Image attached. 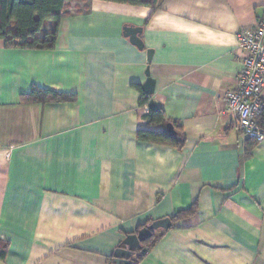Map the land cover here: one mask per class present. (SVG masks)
Returning a JSON list of instances; mask_svg holds the SVG:
<instances>
[{"label": "crops", "instance_id": "obj_1", "mask_svg": "<svg viewBox=\"0 0 264 264\" xmlns=\"http://www.w3.org/2000/svg\"><path fill=\"white\" fill-rule=\"evenodd\" d=\"M263 5L68 0L42 26L56 30L52 48L0 39V264H113L128 234L166 217L138 264H264V140L247 152L222 101L241 69L237 34L255 30ZM126 26L142 28L143 49ZM147 68L180 148L137 139ZM34 85L76 99L21 103Z\"/></svg>", "mask_w": 264, "mask_h": 264}, {"label": "trees", "instance_id": "obj_2", "mask_svg": "<svg viewBox=\"0 0 264 264\" xmlns=\"http://www.w3.org/2000/svg\"><path fill=\"white\" fill-rule=\"evenodd\" d=\"M66 1L68 0H0V39L3 40L4 46L14 49L52 48L55 42L56 30L52 29L49 32H41V29L47 21H52L55 25L58 23ZM105 1L145 6L152 10H155L159 3V0ZM137 88L139 89V86ZM140 92L139 103L141 106H147L150 98L141 90ZM75 99L76 94L74 93L44 89L36 85L32 86L29 92L23 93L20 96V102L24 104L71 102ZM144 119L146 120V127L137 130L136 136L138 140L160 145H170L177 148L182 146L184 137L179 132V126L175 121H170L166 118L162 108L156 107L154 110L149 109L144 115ZM255 120L264 129V109ZM167 123L172 124L175 131L174 135H169L166 132L165 125ZM157 126H161L162 129L154 128ZM247 140L250 141L247 145V152H249V149L254 144H257V142L251 138H247ZM195 210L196 205L192 204L187 209L178 211L171 219H180L194 213ZM144 226H141V228ZM163 232L164 230L153 232L151 237L142 243V249L132 258V264H138L140 262L146 251L154 246L162 237ZM7 247V242L0 239V258H4Z\"/></svg>", "mask_w": 264, "mask_h": 264}, {"label": "built area", "instance_id": "obj_3", "mask_svg": "<svg viewBox=\"0 0 264 264\" xmlns=\"http://www.w3.org/2000/svg\"><path fill=\"white\" fill-rule=\"evenodd\" d=\"M237 40L241 69L234 88L222 95L224 110L234 114L244 137L260 143L264 140V129L255 119L264 109V5L255 30L238 32Z\"/></svg>", "mask_w": 264, "mask_h": 264}, {"label": "water", "instance_id": "obj_4", "mask_svg": "<svg viewBox=\"0 0 264 264\" xmlns=\"http://www.w3.org/2000/svg\"><path fill=\"white\" fill-rule=\"evenodd\" d=\"M142 32L141 27H124V35L128 37L130 43L135 45L138 49H143L144 44L140 38ZM153 55L151 49L146 50L147 62H150ZM146 80L141 85L142 91L149 98L154 93L155 82L154 79L150 77L148 68L145 71ZM148 108L151 110L156 109V105L153 99H149ZM165 130L169 135H174L175 131L172 124L167 123L165 125ZM172 226L170 218H162L146 224L144 227L140 228L136 233L128 234L125 239L121 242L113 252V262L114 264H132V258L137 255L138 251L142 249V243L151 237L152 233L159 230H168Z\"/></svg>", "mask_w": 264, "mask_h": 264}]
</instances>
